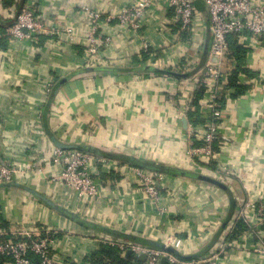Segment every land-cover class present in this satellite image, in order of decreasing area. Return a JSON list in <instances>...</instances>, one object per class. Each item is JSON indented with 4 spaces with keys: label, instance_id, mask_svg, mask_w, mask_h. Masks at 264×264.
Segmentation results:
<instances>
[{
    "label": "crops",
    "instance_id": "1",
    "mask_svg": "<svg viewBox=\"0 0 264 264\" xmlns=\"http://www.w3.org/2000/svg\"><path fill=\"white\" fill-rule=\"evenodd\" d=\"M22 1L15 0L16 7L21 6ZM135 1L40 0L38 17L48 21L66 19L79 36H83L87 24L80 7L90 6L106 17H115L122 8ZM72 6L74 12H68L69 15L64 17L62 10ZM199 12L201 18L196 41L194 46L185 48L190 56L197 53L199 66L203 67L208 60L210 31L204 11ZM165 16L163 12H154V19L143 25L136 37L118 26L116 19L103 29L104 34L111 33L113 37L111 46L101 50L102 59L108 64L105 67L112 70L78 75L58 89L46 118L48 129L56 138L65 143L89 144L102 150L137 155L175 166L183 164V150L190 125H193L188 115L200 88L188 74L171 76L142 70V67L150 66L171 71L172 63L183 48L179 44L186 40V35H177L175 31L163 34L159 30ZM1 22L4 28L13 22L2 0ZM3 35L4 29L0 28V165L21 167L31 156L49 157L55 148L43 127L47 88L83 68V43L82 40L70 42L63 38L42 37L37 45L27 40L9 44ZM139 36L146 37L157 47L156 65H142L138 61ZM146 59L143 55V60ZM245 62L253 76L241 77V83L250 86L244 95L236 98L230 97L229 93L228 98L222 99L224 103L218 102L213 108L202 107L199 101L202 110L213 115L219 112L216 116L220 119L217 122L218 136L229 146L236 161L248 164L245 168L238 167L237 179L231 182L215 180L206 170H196L220 183L222 188L163 174V198L155 202L131 177L100 172L96 177L101 182L102 197L85 205L88 208L86 213L74 200L72 191L63 182L55 180L60 173L57 166L31 171L18 180L57 204L121 233L160 243L171 235L179 237L183 241L182 256L210 249L224 228L237 224L234 219L238 201L245 194L240 181H249L250 191L254 194H260L263 189L264 39L262 50L247 53ZM220 65L226 82V75L234 63L226 57ZM218 93L222 94V91ZM203 97L204 94L202 102ZM249 126L260 128L261 135L251 136L246 130ZM195 131L202 134L205 129L199 127ZM241 137L246 140L252 137L253 145L245 143L240 146L235 139ZM138 146L143 148L138 149ZM96 172L95 169L93 173ZM0 215L9 223L26 226L34 222L40 227L58 229L56 259L59 261L66 259L69 264H92L90 257L100 247L102 233L84 229L61 217L20 190L0 192ZM222 264L263 262L262 258L245 252Z\"/></svg>",
    "mask_w": 264,
    "mask_h": 264
},
{
    "label": "built area",
    "instance_id": "2",
    "mask_svg": "<svg viewBox=\"0 0 264 264\" xmlns=\"http://www.w3.org/2000/svg\"><path fill=\"white\" fill-rule=\"evenodd\" d=\"M196 0H137L133 4L121 9L117 16H104L102 12L90 6H82L79 11L86 18V29L83 36L75 31L74 27L66 20H43L38 17L40 0H24L16 14V6L8 8L10 17L14 23L4 29V37L9 44L27 40L37 45L42 37L48 39H61L74 42L82 40L83 43V67L106 66L102 59V48H108L112 44V34H104L102 31L109 23L116 22L118 26L137 36L143 25L152 21L154 12H163L166 16L160 27L165 34L176 32L177 35H186L182 44L179 57L172 63V72L188 74L191 80L201 89L204 88L202 107H217V100L229 97V92L224 81L225 75L220 71V64L224 58H228V37L235 35L239 44L252 51L262 50L264 39V0H200L204 6V14L210 31L208 43V60L199 66L198 55L188 54L185 46H194L196 31L198 28L199 10L195 6ZM68 12H74V7H65L63 16ZM71 15V14H70ZM116 24V25H117ZM136 34V35H135ZM177 39V38H176ZM140 50L136 57L142 65H156L157 47L144 36H139ZM198 48V46L196 47ZM196 50V49H195ZM173 51V49L171 50ZM169 51V52H171ZM197 51V50H196ZM143 55L147 59L143 60ZM227 78V75H226ZM141 79L142 76H141ZM51 88L49 84L47 95ZM222 91L223 95L218 92ZM215 116L219 112L214 113ZM204 128L202 134L195 131L196 128ZM260 128L249 126L246 128L251 136H260ZM219 126L213 121H206L199 125H190V133L186 148L183 150L182 162L192 171L206 170L213 179L231 182L237 179V169L245 168L247 163H239L230 154V148L225 145L218 136ZM253 136V137H254ZM240 140V141H239ZM236 140L243 146L245 143L253 145L254 139L246 140L241 137ZM143 146H138L142 149ZM138 149H134L138 152ZM224 154V155H223ZM250 160V154L247 155ZM248 161V162H249ZM57 166L60 173L55 177L56 181L63 182L73 193L74 200L82 206L86 213L92 202L102 196L98 173H115L120 176H129L150 197L158 202L163 198L161 173L151 172L138 167L123 164L116 159H105L79 150H61L54 148L49 157L31 156L24 166L0 165V185L18 180L19 177L44 168ZM240 167V168H238ZM97 170L94 174V170ZM243 171V170H242ZM241 171V172H242ZM251 178V177H249ZM247 178V179H249ZM244 189V196L239 198L235 223H243L247 230L236 238L228 240L234 226H228L217 242L199 257L184 259L174 253H167L160 249L141 246L132 242L112 238L102 234L100 245L107 244L116 248L121 255L131 251L134 257L144 255L142 264H159L162 257H166V264H222L227 260H233L241 253L248 252L250 256L262 258L264 264V183L260 194L250 191L249 181H240ZM8 189H0V192ZM6 223L4 226L2 223ZM59 230L48 226H38L36 223L21 225L9 223L5 218L0 219V257L7 258L3 264H69L56 259V251L59 247ZM181 254L183 241L176 236H168L162 242ZM34 257L36 260L32 259ZM238 259V258H237Z\"/></svg>",
    "mask_w": 264,
    "mask_h": 264
},
{
    "label": "water",
    "instance_id": "3",
    "mask_svg": "<svg viewBox=\"0 0 264 264\" xmlns=\"http://www.w3.org/2000/svg\"><path fill=\"white\" fill-rule=\"evenodd\" d=\"M195 4L199 10L204 11L203 3L200 0H196ZM110 70H112V69L105 67V66H85V67H83V68H81L75 72H72L70 75L59 79L57 81V83L53 86L51 94L46 100L42 118H43L44 131H45L46 135L48 136L49 140L51 141V143L54 145L55 148H58L61 150L86 151V152H89L90 154H93V155L98 156V157H100L102 155V149H100L96 146L89 145V144L65 143V142L59 140L58 138L55 137V134L48 129L46 118L48 116V112H49L51 103H52V101L56 95V92L58 91V89L62 85L67 83L68 80H70L71 78H74L75 76H78V75L93 74V73H98V72H106V71H110ZM139 70H141V69H139ZM142 70L148 71V72H156V73L159 72V73L167 74V75H171V76H178L179 75L175 72H171V71H167V70H161L159 68L157 69V68L150 67V66L142 67ZM183 122L186 125V120H183ZM120 157L122 159L126 160L127 162L134 164L135 166H137L141 169H144V170H148V171L156 172V173H161V174L176 175V176L186 178V179H190V180H194V181L206 182V183H209V184H212V185H215V186L222 188V185L220 183H218L217 181L210 179L209 177H207L203 174H199L198 172L188 170V169L183 168V167H179V166H175V165H171V164H162V163L154 161L152 159L141 158V157L130 155V154H122V156H120ZM0 189L20 190V191L24 192L25 194H27L28 196H30L31 198L42 203L47 208L56 212L61 217L65 218L67 220H70V221H72V222H74V223H76L82 227H85V228L87 227V228L92 229V230L95 228H103L104 230H107V232H111V233H114L117 235L119 234L120 236L132 237L133 239L138 238V236H134L132 234L121 233L115 229H111V228H108L106 226L97 224L96 222H93L91 220H87L86 218H84L83 216L78 214L77 212L69 210L68 208H66L64 206H61V205L55 203L49 197L41 194L40 192L33 189L32 187L27 186V185L19 182L16 179L12 180L9 183L1 184ZM147 240H149V239H147ZM150 242H153L156 245H158V247L161 250H163L164 252L174 253V254H176V255L184 258V259H190V258H193V257L200 255L198 253V254H195L192 256H182L178 251L174 250L173 248H171L169 246L164 245L163 243L155 242L152 240H150ZM208 249H209V247L207 249H205L204 252L207 251ZM125 255L126 256H129V255L132 256V253H131V251H128V252H126ZM139 259H141V260L144 259V255H140ZM166 263H167L166 257H162L159 264H166Z\"/></svg>",
    "mask_w": 264,
    "mask_h": 264
},
{
    "label": "trees",
    "instance_id": "4",
    "mask_svg": "<svg viewBox=\"0 0 264 264\" xmlns=\"http://www.w3.org/2000/svg\"><path fill=\"white\" fill-rule=\"evenodd\" d=\"M2 2H3V6L5 8H9L12 5L17 6L15 3V0H2ZM22 2H21V4H22ZM195 6H196V4H195ZM196 8L198 9L197 6H196ZM18 11H19V7H17L15 13L17 14ZM13 23H14V21L12 23L7 24L8 25L7 27L12 25ZM0 28L5 29L4 24L2 22L0 23ZM2 38L3 37H1V39ZM227 41H228V58L233 61L234 66L227 75L226 86H227L228 92L230 93V97H236L237 98V97H241L242 95H244V93L248 89H250V86L243 85L241 83V77L242 76L252 77L253 73L247 68L246 62H245L246 61V55L248 53V49L246 47H244L243 45L239 44L237 37L235 35L229 36ZM56 83H57V81L54 83V85ZM54 85L51 86V88L48 92V97L50 96ZM203 94H204V88H201L200 91L196 95L195 101L192 103L193 109L191 110V112L188 115V119L195 126L199 125V124H203L206 121H213V122L217 123L220 120L219 117L217 118L210 111L207 112V111H204L201 109L199 101L201 100ZM222 95H223V93L221 94V96ZM222 99H224L223 96H222V98L217 100V103L218 102L224 103V101ZM79 151H81V150H79ZM82 152L89 153L86 151H82ZM120 156H122V153L102 150V155L100 157L105 158V159H116L123 164H127L130 166L137 167L134 164H131V163L127 162L126 160L122 159ZM173 176H176V175H173ZM2 217H3V215H0L1 221H2ZM2 224L4 226L7 225L4 222ZM83 228L89 229L87 227L86 228L83 227ZM224 229H223V231H224ZM93 230L97 231L99 233L108 235L112 238L126 240V241H129V242H132L134 244L141 245V246L160 249L158 247V245H156L155 243L150 242V240H147V239L142 238V237H138L136 239H133L132 237H124V236H120L119 234L117 235V234H114L111 232H107V230H104L103 228H95ZM246 230H247L246 225L239 222L235 225V228L229 234H227V238H228V240H232L233 238H236L237 236H239L241 233L245 232ZM205 252H204V250H202L201 252H199L200 255H198L196 257L201 256ZM193 258H195V257H193ZM32 259L36 260L34 257H32ZM6 260H8V259L4 258V257H0V264H3ZM143 261L144 260L139 259V257H134L133 254H132V256L131 255H129V256L121 255L120 252L116 248L110 247L107 244L100 245L99 249L95 253H93L92 256L90 257V262L92 264H142Z\"/></svg>",
    "mask_w": 264,
    "mask_h": 264
},
{
    "label": "rangeland",
    "instance_id": "5",
    "mask_svg": "<svg viewBox=\"0 0 264 264\" xmlns=\"http://www.w3.org/2000/svg\"><path fill=\"white\" fill-rule=\"evenodd\" d=\"M106 65H108L107 63H106ZM100 66H105V65H103V64H101L100 63ZM134 156H137V155H134ZM139 157V156H138ZM141 157V156H140ZM141 158H146V157H141ZM154 161H157V162H160V163H162V164H168L167 162H164V161H159V160H154ZM172 165V164H171ZM176 166H179V167H183V168H186V169H188V170H191V169H189L187 166H186V164H177ZM19 181V180H18ZM20 182V181H19ZM34 201H37V200H35L34 199ZM56 203V202H55ZM51 210V209H50ZM52 211V210H51ZM77 211V210H76ZM54 212V211H53ZM78 214H80L81 215V213L80 212H77ZM85 218V217H84ZM87 219V218H86ZM87 220H89V219H87ZM92 230V229H91Z\"/></svg>",
    "mask_w": 264,
    "mask_h": 264
}]
</instances>
